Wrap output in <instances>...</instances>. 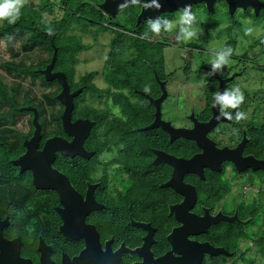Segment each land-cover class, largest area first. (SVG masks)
Returning a JSON list of instances; mask_svg holds the SVG:
<instances>
[{
	"label": "flooded vegetation",
	"instance_id": "flooded-vegetation-1",
	"mask_svg": "<svg viewBox=\"0 0 264 264\" xmlns=\"http://www.w3.org/2000/svg\"><path fill=\"white\" fill-rule=\"evenodd\" d=\"M253 1L258 5L264 3V0H214L210 10L203 3L192 5L190 11L196 16V26L202 25L205 35L217 30L220 31L218 36L231 39L226 44L217 40L212 46L232 48L247 30L246 21L250 22L252 31L245 33L250 42L235 45L238 46L237 55H231L230 63L218 75L205 76L210 71L216 48L205 51L200 44H185L184 49L187 48L189 54L196 53L194 60H189L196 65L193 75L205 79L206 83L200 85L196 93L200 97L190 104L183 123L174 125V117L166 108L169 105L173 109L174 96L179 88L170 91L167 88L168 75L159 77L157 69L151 65L154 83L146 87L115 89L103 81L107 89L101 90L93 85V79L88 81L94 86L98 99L107 98L101 100L99 105L102 107L98 111L89 110V117L73 119V103L72 121L88 120L93 125L82 142L84 152L73 157L57 155L52 167L68 178L82 200L88 196L87 201H94L97 208L86 214L84 224H77L75 238L68 240L59 233L62 221L56 213L60 208L56 193L37 190L44 192L38 196L45 198L41 201L45 214L41 218L28 217L25 223L30 226L27 229L19 230L21 221L15 215L0 217L1 221L8 219L2 230L3 238L20 241L21 261L28 264H264V200L261 199L264 196V171L247 169L239 172L232 163L223 161L230 157L243 168L242 158L264 160V147L262 152L258 147L259 139L264 137V125L257 126L253 115L257 110L254 103H258L259 92L264 89L259 88L258 62L252 55L253 49L264 46V38L261 42L257 39L259 27L264 30V8L255 11L254 6H249ZM180 12L181 9H177L163 13L160 18L167 15L174 16L175 20ZM158 58L160 61V57H154L156 65ZM52 72L60 71L54 66ZM97 75L95 72L94 76ZM72 84H68L69 92L78 91L74 99H79L86 84L71 89ZM233 87L240 89L244 100L238 108L230 110L232 119L221 116L216 105L221 120L212 129L205 130V124L213 117L215 94ZM163 91L165 97L160 102V121L149 129L147 127L155 121L154 104ZM115 94L123 95L124 99H117V103L137 111L134 119L126 116V110L123 112L121 107L118 108L119 115L109 113L111 106L108 102L112 101V107L118 106L113 103ZM60 107L62 114L63 107ZM248 108L251 113L245 112V118L237 121L235 113ZM165 123L188 130L195 124L193 136L201 146L169 136L164 130ZM119 130L122 135L115 136ZM32 132L33 128L27 139ZM52 136L71 141L63 133L61 122L60 132ZM50 137H41L39 149ZM182 144L187 148L179 153ZM134 150L139 152L131 153ZM130 154L136 155L137 160L131 161ZM200 155L203 157L193 168L198 172L181 176L183 184L195 192L193 203L192 193L186 192V202L191 207L184 213L178 209L184 197L174 190V173H179L174 169V158L190 160ZM68 169H73L75 175ZM19 174L30 176L32 185L28 171ZM237 178L246 182L248 191L243 194L245 186H238L233 188L229 197L230 181ZM53 195L57 203L53 202Z\"/></svg>",
	"mask_w": 264,
	"mask_h": 264
},
{
	"label": "rangeland",
	"instance_id": "rangeland-1",
	"mask_svg": "<svg viewBox=\"0 0 264 264\" xmlns=\"http://www.w3.org/2000/svg\"><path fill=\"white\" fill-rule=\"evenodd\" d=\"M58 1L59 0H53V3L56 5ZM20 4L21 7L25 6L36 13H40L48 24L63 23L61 37L74 39L80 46L82 45L84 47L78 50L74 55H65L62 58V66L67 68L71 73L72 82L74 84L84 80L82 78L91 77L94 86L101 90L107 89V83L105 82V84L103 82L104 80L101 79V76H105L108 73V69L110 68L108 62L109 57L117 56L120 60L125 61L130 60L136 55L130 52L132 49L126 50L128 40L122 39L123 37L119 39L121 40L120 43L112 46V42L116 37L119 38L120 34L124 36H134L140 40H144L148 44L155 46L154 49L159 47L153 50V52L156 56L161 57L163 73L169 77L167 88L170 91H173L176 87L179 88V90H177L178 92L176 91V96H174L173 109L168 107L169 105L166 107L169 109V114L174 117V125L184 122L183 117L188 112L190 104L195 103L196 99L200 97V94L198 93V95H196V93L200 88V81L202 78L193 75L196 71V65L193 64V62L189 63L190 59L192 61L194 60L196 53L189 54L187 48L184 49L185 44H200L202 46L201 48L205 51H214V48H216V50L220 48L218 45L212 46L217 43V40H219V42L221 41V44H226L231 41V39L225 35L218 36L220 35V31L217 30L210 31L205 35L202 25H197L202 31L198 33L196 39L190 41H184L178 38L179 25L174 27L171 32H162L159 35L149 33L145 37L143 34L140 35V33L137 32L136 34L134 31L136 29L131 30L132 28L130 27L121 30L106 23L96 27H90L82 24L64 22V11L58 9V7H55L54 10H44L42 8V0H20ZM169 18H171V20ZM177 18L178 17L174 20L173 16L166 17L165 19L175 22ZM200 23H202V20H200ZM3 24L4 20H0V82L7 87L9 94L12 92L14 93L15 104L17 106L26 107V102L30 101L31 106L39 108V122L44 135L58 134L60 132L59 116L61 114V107L52 99L53 93L57 91V87L51 86L49 88H44L39 81H31L23 74H16L6 68V65L18 68L45 66L50 59V52L43 45L30 43V35L14 32L10 34L9 37H5L3 31H1ZM244 24L246 29H249L250 22L246 21ZM259 28L257 39L261 42L262 38H264V30L261 27ZM246 32L247 31L244 30L242 35L237 38L238 41L233 44V55H237L238 53V46L235 47L236 44L246 45L250 42V38L245 36ZM255 34H257V32H255ZM219 37L220 39H218ZM252 55L254 57L253 60L258 62V70L256 72L260 82L259 88L264 89V46L259 45L253 49ZM252 71L254 72V68ZM95 72L99 75L94 76ZM144 75L145 81L149 85L147 81V77L149 76L148 71L145 72ZM176 92H174V95ZM97 96L96 94L92 95L88 91L79 99L80 109L83 111H98L100 107H102L99 103L103 98V100H106L107 97L104 96L102 99H98ZM107 104L109 107L111 106L109 108L110 110L108 109L109 113L114 112L119 115L118 108L121 107L120 105H118L119 107L117 105L112 107V101ZM254 105H257V110H254L253 113L255 116L254 119H256L255 123L257 126L264 125V90L259 92L258 103H254ZM245 112L251 113L250 108L244 111V113ZM31 120L32 115L21 114L19 112L10 114L8 106L0 104V130L8 129L15 134L18 133L22 136H28L33 128ZM230 183L232 188L231 194L228 195L229 197L232 196L234 192L233 188H237L238 186H245V189L243 188V194L248 191L246 182L238 178L234 179L233 182L230 181ZM14 190H16V195H14ZM21 190L24 191V189ZM20 194L21 193L14 188V185L3 183L0 178V207L10 214L15 215L16 218L21 221L18 227L20 228L19 230H22V228L27 229L30 226V223H25L28 217L31 219L44 216V209L39 202L45 198L28 193L27 199L24 200L22 205H19L17 202L13 201V199L18 200ZM24 197L25 195H21V198ZM249 199L251 198L249 197ZM261 199L264 200V196H261Z\"/></svg>",
	"mask_w": 264,
	"mask_h": 264
},
{
	"label": "trees",
	"instance_id": "trees-1",
	"mask_svg": "<svg viewBox=\"0 0 264 264\" xmlns=\"http://www.w3.org/2000/svg\"><path fill=\"white\" fill-rule=\"evenodd\" d=\"M43 5L42 8L54 10L55 7L64 11V22L67 23H75V24H82L84 26L96 27L100 24L106 23L108 25H112L118 29L124 30L127 27L132 28L134 30L135 20L139 13V5H130L124 9L123 12L119 11L116 14L114 19L109 18L108 16L101 13V11L97 8V6L102 3L103 0H59L58 3L55 5L53 0H42ZM166 17H173L167 16ZM165 16L161 17L160 19H165ZM171 20V18H169ZM63 23H51L48 24L45 22L43 16L40 13H36L35 11L28 9L27 7H20V14L18 18L15 20L14 23H8L7 20H4V24L1 27V31H3V35L5 37H9L10 34L14 32H20L25 35H30V43L32 44H39L45 46L50 52V59L47 64L50 62L53 54V49L56 48V61H55V68L57 71L63 72L66 77V81L68 84H71L72 77L71 73L62 66L63 63V56L65 55H74L78 50L83 49L84 47L78 44V42L71 38H62L61 37V29ZM147 21L139 25L135 31V33L144 34L145 32L151 33L148 31ZM147 30H146V29ZM136 33V34H137ZM123 37V38H122ZM120 38L128 40L126 50L132 49L130 52L135 53V57H132L130 60L122 61L117 56H110L109 57V65L110 68L108 69V73L104 76L103 80L108 84V87L113 85L115 89H126V88H142L146 87L148 83L145 81V72L148 71L149 76L147 77V81L149 84L154 83V79L152 77V72L150 70V65L157 69V73L159 77L164 75L163 67L161 64V60L156 65L154 57H156L153 50H156L159 47L148 44L144 40H140L134 36H124L120 34V37H116L115 40L112 42V46L120 43ZM137 38V39H136ZM119 40V41H117ZM121 46V44H120ZM147 50V53H146ZM159 57V56H157ZM161 58V57H160ZM148 63V64H147ZM46 64V65H47ZM45 66L42 67H26V68H18L10 65H6V68L10 71H13L16 74H23L25 77L29 78L31 81H39L44 88H49L51 86H56L57 91L53 93L52 99L58 104L55 99V96L59 92V85L56 80L52 82H46L43 76L40 74V70L44 69ZM79 84H72L70 86L71 89L77 88L81 83H85L86 87L84 88V93L81 95L83 97L88 91L94 95L96 94L94 91V86H91L88 81L91 80V77L82 78ZM86 90V91H85ZM80 97V98H81ZM79 98V99H80ZM115 104L120 105L117 103V99L124 101L123 95L115 94L114 95ZM79 99H74V110H73V119L75 117H89L90 112L88 110L83 111L79 108ZM0 104H5L8 106L10 110V114L19 112L21 114H30V112H26L24 110H19L20 106L15 104L14 93H10L7 90V87L1 84L0 82ZM59 105V104H58ZM120 105L123 112L126 116L134 119L137 114V111L129 107L128 105L124 104ZM31 106V102H26V107ZM60 106V105H59ZM33 107V106H32ZM37 109L39 116V108L34 106ZM79 109V110H78ZM60 123V120H59ZM121 129V128H120ZM122 130H119L116 135H122ZM31 134V133H30ZM28 136H22L20 134H15L13 131L8 129H1L0 130V178L1 182H5L6 184L14 185V188L18 190L21 194L19 195V199H13V201L17 202V204L22 205L24 200L27 199L28 193L34 196L41 195L44 192H38L34 187L31 185L30 176L27 174H19L18 168L11 164L13 160H15L19 155H21L24 151L22 142L24 139H27ZM151 134V132H150ZM52 135L57 134H49L44 135L42 132V138L45 139ZM264 137L261 136L259 139L258 147L262 152V148L264 147ZM263 139V140H262ZM181 150H178L179 153L185 151L183 148H187L186 144L181 145ZM138 150H134L131 153H138ZM132 160H137V156L134 154H130ZM71 173L75 175V171L73 169H68ZM68 174V173H67ZM21 189H24L22 191ZM24 192V193H22ZM14 195H16V190H14ZM21 195H25L24 198H21ZM57 203V198L53 195V202ZM40 205L43 207L42 203L39 202ZM52 210V209H50ZM12 216L9 212L5 209L0 207V217L3 216Z\"/></svg>",
	"mask_w": 264,
	"mask_h": 264
},
{
	"label": "water",
	"instance_id": "water-1",
	"mask_svg": "<svg viewBox=\"0 0 264 264\" xmlns=\"http://www.w3.org/2000/svg\"><path fill=\"white\" fill-rule=\"evenodd\" d=\"M213 1L214 0H158V3L160 4L159 9H145L140 7L139 13L135 20L134 28L136 29L139 25L145 21H148L149 19L155 20L160 18V15L163 13H172L177 9L183 10L185 5H189L191 9L193 4L203 3L206 8L210 10L214 3ZM124 2L125 0H103L102 3L97 6V8L102 14L114 19L116 14L119 12L117 6ZM145 2H147V0H145ZM249 6H254L255 11H257L260 7L264 8V3L258 5L257 1H253ZM56 53L57 50L54 48L49 64L45 66L44 70L40 71V74L43 76L46 82L56 80L61 89L56 95V101L63 107V112L60 116L61 128L63 133L71 138V141L68 142L61 137L52 136L45 140L41 149H39V144L42 137L41 125L39 123V113L36 108L31 106L22 108L21 110L32 113L31 124L33 127V132L29 139H25L22 142L24 152L12 162V165L19 168V173L28 171L31 174L32 186L34 189L56 193L60 204V208L56 209V213L62 221V224L59 227V233L62 234L66 239L73 240L76 236L77 224L83 225L86 214L97 208V205L92 200L87 201L88 196L85 201L82 200V198L71 186L68 178L60 173L57 169H54L52 165L57 155L62 157H73L77 154L81 155L84 152L81 145L88 135L93 123L88 120L80 119L72 121L71 113L73 110V99L77 96L78 91L70 93L65 74L62 72H52L56 61ZM164 97L165 93L163 91L161 98L154 104L156 111L155 121L147 128H154L156 122L158 120L160 121L159 107L160 102L164 99ZM216 109L217 106L214 103L213 117L210 119V122L205 124V130L207 129V131L212 129L221 120V117H219ZM190 120L193 122L192 118ZM195 124L191 130H188L184 128H173L169 123H165L164 130L167 131L169 136H174V139L182 138L193 141L200 147L201 144L199 143L198 139L193 136V132L196 128ZM202 127H204V125H202ZM200 142L203 143V140H200ZM202 157L203 155H200L190 160L174 158V169L178 170L179 172L177 174L174 173V190L184 197V201L178 205L179 211H183L184 213L187 212L189 207H191V204H187L186 202V192L189 191L192 193L191 203H193L195 200V192L193 188L183 184L181 176L184 173L198 172L193 168L195 166V162H197V160L201 159ZM241 160L245 163V167L243 168H240L235 161L230 159V157L223 159V161L232 163L239 172L245 171L247 169L264 171V160L255 161L251 158H242ZM174 209H176V207ZM7 224V218H5L3 221L0 219V264H28L27 262L21 261L19 258L20 241L17 239L6 241L3 238L2 230Z\"/></svg>",
	"mask_w": 264,
	"mask_h": 264
},
{
	"label": "clouds",
	"instance_id": "clouds-1",
	"mask_svg": "<svg viewBox=\"0 0 264 264\" xmlns=\"http://www.w3.org/2000/svg\"><path fill=\"white\" fill-rule=\"evenodd\" d=\"M129 5H139L140 7L145 9H159L160 7L158 0H147V2H145V0H125L124 3L119 4L117 7L119 11L123 12L124 9ZM20 7V0H0V20H7V22L10 24L14 23L20 14ZM177 25H179L178 38L184 41L196 39L198 33L202 31L199 27L196 26V16L190 11L189 5H185L184 9L181 10L175 22L160 18H157L155 20L149 19L147 21L148 31H150L153 35H159L162 32H171ZM246 31L251 32L252 29L249 28ZM143 35L146 37L148 35V32H145ZM232 53L233 49L229 46H225L216 50L213 58L210 61V71L209 73H206L205 76L220 74L222 68L230 63L229 58L231 57ZM205 83V79L202 78L200 81V85L204 86ZM243 100L244 96L238 87L226 89L222 93L218 92L214 97V103L215 105L219 106L220 115L225 119H232V113L230 112V110L238 108ZM22 108H20L19 110L21 111ZM244 118V112L237 111L235 113V119L237 121Z\"/></svg>",
	"mask_w": 264,
	"mask_h": 264
}]
</instances>
